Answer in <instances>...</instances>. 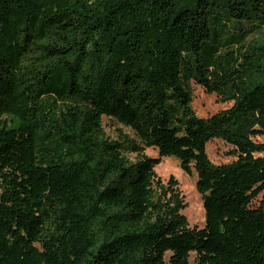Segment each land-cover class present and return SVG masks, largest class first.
I'll use <instances>...</instances> for the list:
<instances>
[{"label": "trees", "instance_id": "obj_1", "mask_svg": "<svg viewBox=\"0 0 264 264\" xmlns=\"http://www.w3.org/2000/svg\"><path fill=\"white\" fill-rule=\"evenodd\" d=\"M197 87L229 105L198 115ZM258 137L264 0H0V264H264ZM167 155L197 174L201 228Z\"/></svg>", "mask_w": 264, "mask_h": 264}, {"label": "rangeland", "instance_id": "obj_2", "mask_svg": "<svg viewBox=\"0 0 264 264\" xmlns=\"http://www.w3.org/2000/svg\"><path fill=\"white\" fill-rule=\"evenodd\" d=\"M229 103H222L214 95L205 93L201 88H195L193 107L198 115L207 116L212 112L228 106ZM102 125L106 134L111 139H117L120 133L129 135L134 138L132 130L113 119L106 116L102 117ZM263 140V137L256 138ZM144 154L151 157H157L158 151L154 147H145ZM207 153L209 158L215 163L228 162L235 158L234 147L218 140H212L207 144ZM135 154H129L133 158ZM155 172L158 178L167 183L170 177L177 181V188L179 197L183 200L185 208L181 212L185 215L190 226L203 227L204 226V208L202 205V198L195 187L197 174L193 171L192 175L186 174L180 167L179 160L172 156H162L161 161L155 166ZM190 264H196L195 253L191 252L189 257Z\"/></svg>", "mask_w": 264, "mask_h": 264}]
</instances>
